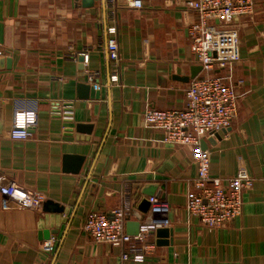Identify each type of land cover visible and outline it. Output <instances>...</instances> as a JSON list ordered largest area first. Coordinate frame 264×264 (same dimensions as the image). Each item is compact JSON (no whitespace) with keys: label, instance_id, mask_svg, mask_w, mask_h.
Listing matches in <instances>:
<instances>
[{"label":"crops","instance_id":"0c3cea01","mask_svg":"<svg viewBox=\"0 0 264 264\" xmlns=\"http://www.w3.org/2000/svg\"><path fill=\"white\" fill-rule=\"evenodd\" d=\"M117 1L119 84L110 82L107 0L89 9L75 0H0V58L12 61L0 71V185L13 182L64 209H4L0 194V264H136L92 241L82 224L89 212L109 215L125 201L134 221L147 186L168 207L160 228L167 236L151 234L155 248L139 264H264V0H254L252 17L235 20L240 59L230 82L240 95L238 115L214 143L206 141L210 178L226 184L241 168L253 178L241 215L220 229L185 209L196 177L191 149L163 144L161 132L141 123L147 109L186 105L189 82L174 77L197 66L187 32L195 14L188 0H141L140 10ZM80 83L93 88V99L77 97ZM21 111L34 112L36 124L26 140H11ZM77 124L85 130L77 133ZM50 239L51 252L43 249Z\"/></svg>","mask_w":264,"mask_h":264},{"label":"built area","instance_id":"2783aa9c","mask_svg":"<svg viewBox=\"0 0 264 264\" xmlns=\"http://www.w3.org/2000/svg\"><path fill=\"white\" fill-rule=\"evenodd\" d=\"M129 6L140 10L141 0H131ZM117 8V0H107L105 47L111 66L110 82L114 84L120 83V48L115 23ZM185 8L195 14V21L187 29L188 42L194 63L201 67V71L188 83L183 109H147L141 123L145 128L161 132L163 144L191 149L196 177L194 192L188 195L185 209L203 226L220 229L241 215L242 194L251 188L253 178L243 168L226 184L210 178L209 151L202 149L201 142L230 127L238 115L240 95L230 82L231 67L240 59L235 20L253 16L254 0H188ZM97 26L100 27L101 22H97ZM223 71L227 74H220ZM36 121L37 116L32 111L16 112L7 136L11 140H26ZM0 194L4 209L39 211L45 201L40 193L28 191L13 182L0 185ZM148 201L150 208L140 221L136 235L126 233L125 217L130 211L128 201L109 215L89 212L83 221L82 231L95 243L119 248L122 262L143 263L155 248L150 240L151 234L168 224L166 204L155 196L149 197ZM53 244L50 239L43 244V249L51 252Z\"/></svg>","mask_w":264,"mask_h":264},{"label":"water","instance_id":"95a60500","mask_svg":"<svg viewBox=\"0 0 264 264\" xmlns=\"http://www.w3.org/2000/svg\"><path fill=\"white\" fill-rule=\"evenodd\" d=\"M75 1H80L81 3V7L84 8V9H89V8H92L94 6V0H75ZM78 62L79 63H82L83 62V57H79L78 58ZM11 59L10 58H0V71H3V70H10L11 69ZM79 68L82 70V65L80 64L79 65ZM201 71V67L199 66H192L190 68V74L189 76H185V77H174V79L176 80H179V81H182V82H185V83H188L190 80L194 79L198 74L199 72ZM77 97L79 99H82V100H86L88 98L90 99H93V96H94V93H93V88H91L90 86L86 85V84H78L77 85ZM71 104H65L63 106V108H69ZM52 112H55V113H59L60 110H59V104H52ZM66 111L64 113H66L63 118H64V121L65 123H71V118H70V115L67 114L69 113L67 111V109H65ZM85 130V126L81 125V124H77L75 126V131L77 133H80L81 131ZM30 132V130H29ZM215 138H218V134H215L214 135ZM208 143H214V139L213 138H209L207 140ZM207 142L206 141H202L201 142V147L202 149H207ZM155 186H147L144 191H143V194L146 196V197H159V192L155 194ZM155 194V195H154ZM150 208V203L147 199H144L140 204L139 206L137 207V214L134 215V218L135 220L132 221L130 220V216H126L125 217V221H126V224H125V228H126V233L129 234V235H136L137 232H138V228H139V223L140 221L142 220L143 216L145 214H147L148 210ZM42 210L44 212H47V213H62L63 212V207L59 206L58 204L50 201V200H47L45 201L43 204H42ZM46 234V233H45ZM49 234H46L45 236L48 237ZM156 236L159 237V238H162V237H166L167 236V230L166 229H160V230H157L156 231ZM167 242L165 241H162V240H159L157 242V245H166Z\"/></svg>","mask_w":264,"mask_h":264}]
</instances>
